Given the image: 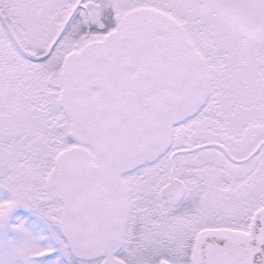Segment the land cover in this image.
Wrapping results in <instances>:
<instances>
[{"label":"snow or ice","instance_id":"obj_1","mask_svg":"<svg viewBox=\"0 0 264 264\" xmlns=\"http://www.w3.org/2000/svg\"><path fill=\"white\" fill-rule=\"evenodd\" d=\"M0 264H264V0H0Z\"/></svg>","mask_w":264,"mask_h":264}]
</instances>
